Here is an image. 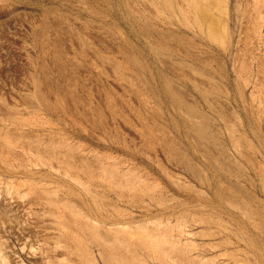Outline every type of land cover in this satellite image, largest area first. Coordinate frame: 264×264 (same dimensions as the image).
Returning a JSON list of instances; mask_svg holds the SVG:
<instances>
[{
    "label": "rangeland",
    "instance_id": "obj_1",
    "mask_svg": "<svg viewBox=\"0 0 264 264\" xmlns=\"http://www.w3.org/2000/svg\"><path fill=\"white\" fill-rule=\"evenodd\" d=\"M0 264H264V0H0Z\"/></svg>",
    "mask_w": 264,
    "mask_h": 264
},
{
    "label": "bare ground",
    "instance_id": "obj_2",
    "mask_svg": "<svg viewBox=\"0 0 264 264\" xmlns=\"http://www.w3.org/2000/svg\"><path fill=\"white\" fill-rule=\"evenodd\" d=\"M195 4V3H194ZM193 4V5H194ZM189 6V5H188ZM194 7V6H193ZM191 9H189V11H190ZM197 10V9H196ZM197 12V11H196ZM202 12V11H201ZM203 13V12H202ZM208 16H209V14H207ZM208 16H206V20L211 24V27L208 25V32H209V34H207V35H210L211 37H213V38H217L218 37V34H217V30H215L213 27H214V22L211 20V18H208ZM203 18H205L204 16H203ZM225 30V29H224ZM120 176V175H119ZM132 239V238H131Z\"/></svg>",
    "mask_w": 264,
    "mask_h": 264
}]
</instances>
